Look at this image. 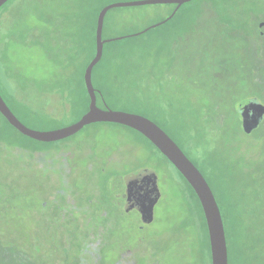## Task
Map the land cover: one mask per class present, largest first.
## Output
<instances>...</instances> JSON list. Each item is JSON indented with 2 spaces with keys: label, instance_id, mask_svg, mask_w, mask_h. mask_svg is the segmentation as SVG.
<instances>
[{
  "label": "rangeland",
  "instance_id": "obj_1",
  "mask_svg": "<svg viewBox=\"0 0 264 264\" xmlns=\"http://www.w3.org/2000/svg\"><path fill=\"white\" fill-rule=\"evenodd\" d=\"M126 1L135 0H9L1 7L0 45L4 40L7 43L0 46V89L8 102V89L26 91L24 98L9 103L24 124L51 130L73 122L85 110L83 91L76 88L78 98L72 114L62 119L48 117L41 114V100L35 98L34 90L47 99L53 98L55 91L63 92L68 97L62 102L70 104L76 85L72 76H79L89 56L94 8ZM158 7L110 9L105 15L103 38L140 32L174 9L173 4ZM180 8L179 17L167 24L117 40L120 42L110 47L125 49V59L141 64L143 71L137 75L116 69L106 72V83L115 92L107 105L157 122L182 147L214 191L216 186L232 185V197L243 212L238 214L236 208L228 212V204L216 194L229 240V264H264V117L247 132L237 126L235 117L241 99L259 101L264 107V36L255 30L258 15L264 13V0H192ZM39 26L60 35L69 26L79 34L81 52L64 73L59 74L52 56L29 37ZM109 66L101 63L97 69L105 71ZM94 76L102 80L98 74ZM168 104L181 120H168L162 110ZM0 135L7 140V150L10 140L42 147L11 129L1 116ZM71 141L75 152L66 163V181L54 195L57 207L67 202L79 203L82 209L110 206L121 194L125 173L138 168L153 170L161 196L145 233L160 244L165 264H207L206 239L195 226L201 206L179 172L146 138L122 125L95 123ZM6 149L2 147L0 154ZM26 157L15 158L22 167L30 168L31 164L23 165ZM32 175L7 185L11 197L6 199L2 215L7 233L1 239L14 245L16 252L10 262L2 264H53L55 253L62 256L64 252L66 243L61 236L55 238L52 229L44 244L33 237L36 229L45 233L49 222L35 218L31 206L52 186L31 179ZM243 184L247 185L245 197L237 193ZM253 208L257 211L251 214ZM118 219L131 242V236L137 234V213L129 211ZM60 226L57 221L51 224ZM116 233L121 231L117 228ZM70 248L74 254L67 253L58 264H76V247L72 244ZM105 252L109 259V248Z\"/></svg>",
  "mask_w": 264,
  "mask_h": 264
},
{
  "label": "flooded vegetation",
  "instance_id": "obj_2",
  "mask_svg": "<svg viewBox=\"0 0 264 264\" xmlns=\"http://www.w3.org/2000/svg\"><path fill=\"white\" fill-rule=\"evenodd\" d=\"M255 30L259 35L264 36V13L258 15ZM34 33L35 31L33 32V34ZM72 77L76 80V85L72 89L73 96L71 98L70 104L62 102L64 96L66 98L68 97L63 92L59 93L55 91L53 94V98L50 99L48 96L49 99H47L45 94L40 95L39 92L34 90L36 94L35 98L39 99L40 97L41 100L39 103V110L41 114L54 119H62L69 117L72 114L74 107L76 106L78 94H75V89H82L86 100L85 110L73 122L61 125L60 127L54 129L62 128L78 121L82 114H84L88 110L89 96L86 92L83 75ZM91 81L95 89L96 105L99 108H105L106 103L104 104V102H102V93L100 90V86L95 83V78H92V76ZM25 92L26 91H22L18 93L16 89H8L10 102L5 99L1 89L0 96L9 107L11 112L14 114V116L23 125L28 127L15 114L9 104L20 100V97L25 96ZM235 114V117H237L238 121L237 126L241 128V130H243L242 122L237 113V109L235 110ZM0 116L4 120L5 124L8 125L11 129L15 130L18 134L36 142L37 144H41L42 146L41 148H34L25 146L21 143H18L17 141L10 140L9 143L6 144V146L9 148V150H7L4 145L7 140L0 135V150L2 151V147L6 149V153L0 154V264H2L4 261L6 262L13 259V255L16 252V250L13 248L14 245H9L3 239H1V237L5 236V234L7 233L3 225L4 223L2 215L4 214L3 211L7 202L6 199L8 197H11V195L6 191V188L7 185H11L17 180L24 181L25 179H28L30 173L33 174L31 179L36 180L42 184H50V187L52 186L49 189H45V193H43L42 199L37 202L38 204L35 203L33 206H31V209L35 218H37L39 221L43 219L49 222L47 223L46 229L44 230L45 233H41L40 228L36 229V235L33 236L34 238H37L43 243L45 241V238L48 237L47 233L49 234L50 229H52L56 231V233H53V236L55 238L61 236L63 242L66 243L64 252H62V256L60 255L61 252L55 253V259L52 258L53 264H58L59 262H61V259L65 258V255L67 253L70 255L74 254L73 249L70 248V245L72 246V244H74V246L76 247V256L74 257L76 264H165L163 253L161 252L162 248H160L159 246L160 244H157L158 242L154 243L152 241V237L145 233L147 225H149L154 219V208L158 200L160 199L161 194L153 205L151 219L145 220L146 215L144 216L139 209H137L135 206H133V204L130 203L129 195L127 192L126 176L137 170L147 168H138L132 172L125 173L122 176L121 194L112 199L113 202H111L112 204L110 206L101 205L97 208L82 209L83 206H81L79 203L74 205L69 201L70 203L67 202L64 205L57 207L54 195L58 192L59 185L63 184V182L66 181V163L67 160L71 158V155L75 152L72 143L73 141L71 140L82 129H84L88 125L95 123L87 124L74 134L65 138L54 141H42L22 134L19 130L12 126L1 113ZM263 117L264 114L259 124H261ZM23 154L28 155V158L26 157V159L23 160V165L31 164L32 167L24 168V166L22 167L21 162H17L15 157L17 155L22 156ZM30 170L32 172H29ZM12 171L14 175H12ZM153 181L154 180L151 178V176L147 177V173H141L139 175L140 190H142V195L144 196L143 199L146 201L149 200L148 197H150L149 195L153 191V189L150 187V185L153 184ZM157 184L158 179L156 178V185ZM119 211L121 212L119 213ZM129 211H135L138 216V221L135 223L134 228L137 234H135L134 238L131 236V242H128V234H125L124 230H122V228L120 227V223L118 225V218ZM50 218H53V221H51ZM54 221L62 223V226L57 228L51 227V224ZM195 226L196 228L202 230L204 233L203 235L206 239L207 247L206 262L207 264H211L205 219L203 221L200 216L196 221ZM117 228L119 229V231H121V234L119 235H117L116 233ZM107 248H109V259L107 258V256H104L106 254L105 250Z\"/></svg>",
  "mask_w": 264,
  "mask_h": 264
},
{
  "label": "water",
  "instance_id": "obj_3",
  "mask_svg": "<svg viewBox=\"0 0 264 264\" xmlns=\"http://www.w3.org/2000/svg\"><path fill=\"white\" fill-rule=\"evenodd\" d=\"M7 1L8 0H0V7ZM190 1L192 0H135L109 3L100 9L96 18L94 32L95 52L83 72L84 85L89 96L88 110L82 114L78 121L54 130L36 131L23 125L14 116L1 96L0 113L22 134L42 141H54L65 138L90 123L119 124L139 132L173 165L195 193L200 203L207 227L211 264H228V250L221 211L214 193L203 174L186 156L178 144L151 119L138 113L111 109L105 103V108H99L96 105L95 89L91 81L92 70L102 58L104 44L122 40L130 36H137L151 28L164 24L175 15L181 5ZM162 4L175 5L173 11L163 20L132 35H122L109 39L103 38L102 30L104 18L110 9ZM236 109L245 132L256 127L264 114V107L259 101H254L253 99L244 98L239 100ZM141 173H147V177L151 176L154 180L152 182L153 184L150 185L153 191L149 195L148 201L143 199L144 196L142 195V190H140L139 175ZM156 178V174L150 169H140L126 176L127 192L130 203L139 209L144 216L146 215L145 220L151 219L153 205L160 195L158 186L156 185Z\"/></svg>",
  "mask_w": 264,
  "mask_h": 264
},
{
  "label": "trees",
  "instance_id": "obj_4",
  "mask_svg": "<svg viewBox=\"0 0 264 264\" xmlns=\"http://www.w3.org/2000/svg\"><path fill=\"white\" fill-rule=\"evenodd\" d=\"M191 2H189V3H191ZM107 4H109V3H107ZM107 4L104 3V4H101V5H98L93 10V17H92L91 24H90V39L88 40V42H89V44H88L89 56H88V59H87L86 63L84 64L83 68L81 69V72H80L79 76L83 75V72H84V69H85L86 65L89 63V61L91 60V58L94 55V52H95L94 32H95L96 18H97V15H98V12L100 11V9L103 6L107 5ZM155 6L158 7V6H162V5H155ZM174 7H175V5H173V8ZM157 9L161 10L160 7H158ZM170 13H171V11L169 13H167L161 20H163L165 17H167ZM181 13H182V10H181V8H179L176 11L175 15L170 20H168L167 22H165L162 25H165L168 22L172 21L173 19L179 17V15ZM105 20H106V16L104 18L103 26L105 24ZM63 30H64V33L62 35H60V33H58V34L55 33L53 31V29H50V28L47 29L46 26H44V27L39 26V28L33 29V32L35 31L34 34L32 32L29 35L30 38H35L36 39L35 43H37V45L40 47V49H42V51H45L47 54H50L52 56V59H53L54 63H56L55 65L59 68V70H58L59 74L64 73L65 71H67L69 69V67L71 65V62L74 61V59L77 58L78 54H80L81 47H82V44H80L81 38H80L78 33L77 34H76V32L74 33V29L72 27L67 26V27L63 28ZM146 32H148V31H146ZM79 38H80V40H79ZM124 39H127V38H124ZM124 39H122V40H124ZM117 42H120V41L116 40V41H112V42L106 43L104 45L102 58L94 66V68L92 70V78L94 77L95 78V83L100 86V90H101V93H102V102H104L106 104H108L109 99L111 97H113L114 94H115V92L111 89L110 85L108 87V85L106 83L107 80H108L107 79L108 75H106V72L113 71L114 69H116L117 71H120V72H122V71L129 72V71H131V72L134 73V75H137V72L139 70L143 71V67L141 66V64L134 63V62H132L130 60H126L125 59L124 54H122V53L125 52V49H122V48H110L111 46L117 44ZM6 43L7 42H5V40H4V43L2 41V44L0 46H4ZM105 47H106V50H105ZM122 58H124V59H122ZM101 63L107 64L108 66L111 65L113 68L111 66H109V67H106L105 71L98 70L97 67ZM143 73H145V72H143ZM95 74H98L99 77L102 78V80L100 79L99 81H97V77L94 76ZM115 75L117 76V74H115ZM170 107H171L170 104H168L167 106L162 108L163 113L168 118V120L169 121L181 120L179 118V114L176 111H173L172 107L170 109ZM145 117H147V116H145ZM152 121L155 122L154 120H152ZM155 123L159 126V124L157 122H155ZM161 128L172 138V136L163 127H161ZM187 132H188V134H191L190 131H187ZM187 132H185V133H187ZM180 148L182 149V147H180ZM186 156L189 158V156L187 154H186ZM205 179H206V177H205ZM183 180L185 181L184 178H183ZM206 181L210 185V187H211V189H212V191L214 193V196H215V198L217 200L218 205H219V201H218V197H219V199L223 201V204H225V203L228 204V212L231 211V210H234L235 208L238 211V214L240 212H243L242 209L239 208L238 202L232 197V195H233L232 185L231 186L230 185L227 186L226 184H224L222 186H216L215 187L216 188L215 189L216 192H215L214 189L212 188L211 184L209 183V181L207 179H206ZM187 185L190 188V190L192 191V193L195 195V193L193 192L192 188L189 186L188 183H187ZM246 190H247V185L243 184L242 188H240L237 193L240 194L241 196L245 197V191ZM216 194H218V197H217ZM195 197H196V195H195ZM256 197H257V195H256ZM197 201H198V199H197ZM198 203H199V201H198ZM219 208H220V205H219ZM220 211H221V208H220ZM256 211H257V209H256ZM256 211H255V208H253L252 211H251V214L256 213ZM221 215H222V211H221ZM201 218L204 221L202 210H201ZM222 219H223V217H222ZM225 235H226V243H227V249H228V264H229V260H230L229 240H228V236L226 234V231H225ZM262 240H264V236L262 237Z\"/></svg>",
  "mask_w": 264,
  "mask_h": 264
}]
</instances>
